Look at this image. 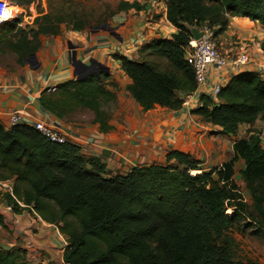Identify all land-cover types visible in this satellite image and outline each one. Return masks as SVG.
I'll use <instances>...</instances> for the list:
<instances>
[{"label":"trees","instance_id":"obj_1","mask_svg":"<svg viewBox=\"0 0 264 264\" xmlns=\"http://www.w3.org/2000/svg\"><path fill=\"white\" fill-rule=\"evenodd\" d=\"M21 9L17 19L0 23V54H12L20 66L40 48V37L58 36L61 21L40 15L32 0H7ZM166 20L177 30L170 39H155L136 61L121 59L130 80L125 88L142 112L154 108L177 112L196 83L185 61L192 32L206 26L216 38L230 18H247L264 26V0H161ZM138 3L122 10L141 11ZM35 28H29V27ZM81 31L82 26H74ZM260 48L264 53V40ZM146 56L164 59L160 71ZM107 75L71 79L44 92L40 107L58 119L79 108L93 113L99 133L112 130L102 105L115 100L105 90ZM201 120L235 137L240 126L264 123V75L242 72L219 89L215 100L200 96ZM233 159L209 172L187 154L171 151L166 166L136 167L126 175L105 177L99 158L87 156L72 142L52 143L32 127L0 124V180L10 182L15 214L33 212L66 238L62 264H252L236 259L232 231L255 228L264 234V149L257 134L238 138ZM250 203L232 179L234 163ZM199 172L196 175H191ZM23 206H20L19 204ZM231 211V215L226 214ZM0 264H31L24 250H0Z\"/></svg>","mask_w":264,"mask_h":264},{"label":"crops","instance_id":"obj_2","mask_svg":"<svg viewBox=\"0 0 264 264\" xmlns=\"http://www.w3.org/2000/svg\"><path fill=\"white\" fill-rule=\"evenodd\" d=\"M140 5L145 7L137 11L140 16L139 26L135 30L134 37L126 42L128 44L116 39L118 43H121V46L116 47L103 36L74 35L77 37L76 46H74L77 60L86 58L88 63L90 60H95L107 67L109 73L108 78L103 82L104 88L120 101L124 95H127V99L134 102L125 90L130 80L120 69V61L121 59L128 61L137 59L124 56L126 48L140 44L142 41L147 45L149 41L155 39L167 40L177 33V30L166 20V8L163 1L146 0ZM6 10V2L0 0V23L7 21ZM76 33L78 34L77 31L74 32ZM263 40L264 26L247 18H230L226 30L215 38V45L219 51L233 56L245 52L249 62L240 67L229 65L226 74L217 75L210 71L205 84L198 92L191 95L180 94V98L187 100L188 107L177 112L165 110L167 115L163 121L156 120L154 123L159 126L156 129L159 132L158 138H152L153 123L145 125L148 135L141 134L126 140L123 139V135L116 134L111 124L109 125L112 130L109 133H99L98 126L92 124V116L89 123L75 124L74 127L65 124L40 107L39 99L44 92L73 77L71 51L68 47L65 49L66 40L59 36L40 37V48L35 54L36 63L33 65L35 69H30L26 64L20 71L13 73L0 70V106L5 109L7 116L15 112L20 113L22 125L32 126L35 122H43L59 128L71 142L82 148L85 155L101 157L107 163L117 164L120 159L124 162L126 158L127 161L133 162L135 167H140L138 166L140 163L151 165L154 161H165L171 151L187 154L195 160L196 158L210 160V156L213 155L215 159L222 158L220 163H223L232 158V145L236 139L233 136L221 135L220 128L203 122L195 114L201 108L199 98L202 95L208 96L207 94L214 87H224L231 77L242 72H254L262 77L264 53L260 45ZM211 99L215 100V98ZM0 124L6 128L2 120ZM256 124L260 125L264 131L263 122L258 120ZM155 134L157 132L153 136ZM223 139L229 143L228 150H225L226 154L219 151ZM7 211H10L8 207ZM12 215L11 223L15 226L20 238L26 242L25 250L29 263L36 264L34 261H37V258L47 254L50 259H59L58 262L62 264L66 239L59 234L56 226L44 223L33 212L31 217L30 213L25 211ZM41 264L46 263L41 262Z\"/></svg>","mask_w":264,"mask_h":264},{"label":"rangeland","instance_id":"obj_3","mask_svg":"<svg viewBox=\"0 0 264 264\" xmlns=\"http://www.w3.org/2000/svg\"><path fill=\"white\" fill-rule=\"evenodd\" d=\"M6 2V13L8 14L7 21L17 19L21 14V9L12 7L11 3L7 0ZM34 5L37 7V11L41 13L42 16H48L52 20L61 21L60 24V38L66 40L65 49L67 48V43L70 42L73 46H76L77 37L74 35H85L94 34L98 36H103L107 38V41L116 45V47L121 46L116 39L123 40L127 42L134 37L135 30L139 26L140 16L134 10H122L121 3L127 2L129 4L138 3L139 5L146 0H32ZM141 6V5H140ZM145 7V5H143ZM82 26V30L78 34H74L75 31L72 30L74 26ZM104 26L105 28H99ZM35 28V27H29ZM144 34L142 33V36ZM150 42V41H149ZM148 43V42H147ZM128 44V43H126ZM145 43L142 41L140 44L133 45L132 47H127L124 56L133 58L134 60H139L142 55L140 50L145 47ZM128 46V45H127ZM137 55V56H136ZM146 60L155 64V66L160 71H166L168 65L164 59L158 58L156 56H146ZM71 60V59H70ZM83 65L89 66L88 59L84 58L79 60ZM26 66V63H24ZM21 67L17 62V58L12 54H0V70L6 73H13L20 71ZM73 79V77H72ZM48 93V92H47ZM188 107V106H187ZM102 110L110 116L109 124H111L117 135H123V139L131 140L139 135H146L147 130L145 125L152 124L153 136L158 138L159 132L156 131L159 126H157V121H163V118L167 115L165 109L154 108L153 110L142 112L138 105L132 100L127 99V95H124L120 100L115 99L114 101H109L102 105ZM93 113L87 109L75 108L62 117V121L67 124L74 126L75 124L89 123ZM203 121V120H202ZM204 122V121H203ZM75 127V126H74ZM263 128L260 125L255 124L252 126H240L235 135V139L238 138H248L250 134H260ZM152 131V129H151ZM148 135V134H147ZM264 138V137H263ZM264 141V139H263ZM221 153H225V150L229 148V143L221 141ZM84 152V151H83ZM226 154V153H225ZM209 155V153H208ZM222 162V158L215 159L214 156H210L209 159L196 158L200 165L201 171L209 172L215 167L229 162L233 159ZM101 163L105 166V177L110 178L116 175H126L132 169L136 168L133 162L127 161L125 158L124 162L120 159L117 164H111L104 161L103 158L98 157ZM166 161H154L151 165H144L145 163H140V167H150L152 165L166 166ZM234 175L232 179L234 180L237 187H239L240 194L242 195L244 201L249 204V194L246 190L245 184L242 182L240 177V171L244 169L242 161H236L233 166ZM196 173H191V175H196ZM200 172V171H199ZM4 189L0 188V243H3L9 247L24 250L25 255L27 252L25 250L26 242L20 238L15 226L11 223L13 218L12 214L15 212L10 209L7 211V204L5 200ZM6 205V206H5ZM20 206H23L20 203ZM9 208V207H8ZM28 212L27 210L25 211ZM228 212V213H227ZM228 216L231 215V211H227ZM30 213V217L31 212ZM60 234V233H59ZM61 235V234H60ZM64 237V236H63ZM232 237L237 243V250L235 253L236 259L243 263L252 264H264V234L255 228L245 229L239 231L237 228L232 231ZM65 238V237H64ZM66 239V238H65ZM11 244V245H10ZM67 244V241H66ZM56 257V256H55ZM28 260V258L26 257ZM50 260V262H48ZM59 259H50L47 254H42L39 259L37 258L36 264H41L45 262L46 264H61L58 262ZM33 264V263H31Z\"/></svg>","mask_w":264,"mask_h":264},{"label":"built area","instance_id":"obj_4","mask_svg":"<svg viewBox=\"0 0 264 264\" xmlns=\"http://www.w3.org/2000/svg\"><path fill=\"white\" fill-rule=\"evenodd\" d=\"M194 31L199 33L201 36L198 39H195L192 32V37L190 38L187 49L185 50V61L193 71L194 80L196 83L195 92H198L205 84L210 71H213L217 75L223 73L226 74L229 65L240 67L246 65L249 62L248 56L245 52L233 56L219 51L215 45V38L213 36L212 29L203 26L202 28L195 29ZM55 88L56 87H51L47 90V92L54 93ZM220 88L222 87H214L210 93L207 94V97L214 99ZM182 108H187V100H184ZM21 125L22 119L20 113L15 112L9 115L8 127H6V129ZM30 127H32L42 137L52 143L63 144L66 142H71L65 133H63L59 128L50 124L35 122ZM257 137L259 139L260 146L264 149V131H262L260 134H257ZM0 188L4 189V192L13 198L12 186L10 182H4L0 180ZM65 242L64 248L67 246Z\"/></svg>","mask_w":264,"mask_h":264},{"label":"water","instance_id":"obj_5","mask_svg":"<svg viewBox=\"0 0 264 264\" xmlns=\"http://www.w3.org/2000/svg\"><path fill=\"white\" fill-rule=\"evenodd\" d=\"M99 28H105V27L101 26ZM193 36L195 39H198L201 35L199 33H196L195 31H193ZM67 47L71 51L70 57H71V66L74 70V72H73V78L74 79L82 80L84 78L91 77V76H95V77L99 78L100 75H107L109 73V69L107 67L101 65L100 63L96 62L95 60H90L89 66L83 65L76 58L75 47L70 42H68ZM24 62L29 66L30 69H35V66H33L36 63L35 54L30 55ZM80 67H85L87 70H85L83 74H80V72H79ZM0 114H2V115H0V120H2L5 127H8L9 116L5 115V109H3L1 106H0ZM10 249H11V247H9L3 243H0V250L9 251Z\"/></svg>","mask_w":264,"mask_h":264},{"label":"flooded vegetation","instance_id":"obj_6","mask_svg":"<svg viewBox=\"0 0 264 264\" xmlns=\"http://www.w3.org/2000/svg\"><path fill=\"white\" fill-rule=\"evenodd\" d=\"M85 70H87L85 67H80V68H79V72H80V74H83Z\"/></svg>","mask_w":264,"mask_h":264},{"label":"bare ground","instance_id":"obj_7","mask_svg":"<svg viewBox=\"0 0 264 264\" xmlns=\"http://www.w3.org/2000/svg\"><path fill=\"white\" fill-rule=\"evenodd\" d=\"M192 173V172H191ZM199 172H197V174H198ZM228 213V212H227Z\"/></svg>","mask_w":264,"mask_h":264}]
</instances>
